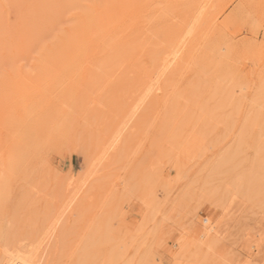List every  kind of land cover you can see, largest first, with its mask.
Here are the masks:
<instances>
[{
    "label": "rangeland",
    "instance_id": "374dc122",
    "mask_svg": "<svg viewBox=\"0 0 264 264\" xmlns=\"http://www.w3.org/2000/svg\"><path fill=\"white\" fill-rule=\"evenodd\" d=\"M15 255L264 264V0H0Z\"/></svg>",
    "mask_w": 264,
    "mask_h": 264
},
{
    "label": "bare ground",
    "instance_id": "6f19581e",
    "mask_svg": "<svg viewBox=\"0 0 264 264\" xmlns=\"http://www.w3.org/2000/svg\"><path fill=\"white\" fill-rule=\"evenodd\" d=\"M205 8V7H204ZM202 8V9H204ZM201 9V10H202ZM203 11V10H202ZM84 23V22H83ZM108 36V35H107ZM171 45V44H170ZM109 53V52H108ZM180 54V53H179ZM177 56V55H176ZM179 56V55H178ZM89 60V59H88ZM171 61V60H170ZM160 89V88H159ZM8 264H32L29 260L25 259L20 255H15L11 258V261Z\"/></svg>",
    "mask_w": 264,
    "mask_h": 264
}]
</instances>
